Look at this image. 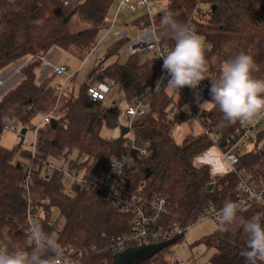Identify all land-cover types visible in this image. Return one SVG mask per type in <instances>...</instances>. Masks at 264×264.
I'll use <instances>...</instances> for the list:
<instances>
[{
  "label": "trees",
  "instance_id": "16d2710c",
  "mask_svg": "<svg viewBox=\"0 0 264 264\" xmlns=\"http://www.w3.org/2000/svg\"><path fill=\"white\" fill-rule=\"evenodd\" d=\"M115 0H83L75 13L64 22L72 8L62 7V0H0V77L9 66L28 58L11 85L1 90L0 134L11 121L26 129L34 128V117L52 109L57 100V88L52 86L54 74L40 79L36 69L37 59L52 50H61L79 58L94 45L98 32L108 23V12ZM195 0H166L176 19L187 24L194 18L197 34L203 39L208 61V76L219 74L222 62L241 51L252 55L260 70L254 73L264 79V0H202L207 14H194ZM162 11L155 15L158 26ZM75 18L86 27L71 32L70 21ZM205 19V20H204ZM204 20V21H203ZM193 22V21H192ZM171 45V39L162 38ZM121 45L125 41L119 42ZM108 51L100 63L114 55ZM229 51V53H227ZM7 72V71H6ZM159 75L149 53L138 52L129 56L125 64L113 63L100 73H89L90 82L108 78L114 87L123 92L127 100L143 96L153 86ZM203 101L210 100V81L205 79ZM55 126L41 127L35 138L34 157L31 151L19 146L6 150L0 146V246L23 245V229L26 226L25 209L20 196V183L28 167L37 169L43 161L57 160L64 150L75 151L85 158L84 165L94 175L108 173L110 157L122 151L124 138L104 140L102 127L116 126L118 109L113 104L91 103L86 87L74 94L60 97ZM151 114L134 123L135 137L146 144L149 155L143 160L130 159L128 193L147 201L163 196L169 202L166 224L180 228L194 224L209 207L218 211L226 200L234 201L238 193V178L233 174L210 178L206 165H193V160L210 148L204 136L188 137L177 145L170 136L174 120L169 119L172 98L165 90L149 95ZM59 106V107H58ZM169 116V117H168ZM223 114L218 108L201 110L199 123L211 134L223 137L232 135L237 123L222 126ZM264 129L257 134L253 147L239 157L238 169L251 181L264 182V148L261 146ZM20 152L28 163L15 161ZM210 190H207V188ZM31 208L34 214H43L42 224L46 232H54L46 226L51 208H56L63 225L56 238L62 244L69 259L76 260L79 252L95 248L98 253L78 259L75 264H113L114 254L106 250L111 240L130 230V215L122 214L101 197L77 191L68 196L56 176L48 179L32 173L29 182ZM264 217V198L242 209L240 215L251 218ZM247 236L243 230L224 233L218 230L204 237L201 243L213 249L211 264H244L241 252L246 249ZM166 249L141 264H168L161 256ZM162 253V254H161Z\"/></svg>",
  "mask_w": 264,
  "mask_h": 264
},
{
  "label": "built area",
  "instance_id": "2783aa9c",
  "mask_svg": "<svg viewBox=\"0 0 264 264\" xmlns=\"http://www.w3.org/2000/svg\"><path fill=\"white\" fill-rule=\"evenodd\" d=\"M156 1L117 0L113 19L108 20L106 27L108 34L112 33V31L118 26H132L138 28V34H136L131 40L127 38V31H117L113 35L120 41H125V49L130 56L138 52L149 53L151 60L159 72L157 80L154 82L153 86L145 92V95L127 100L126 109L123 115L128 123L126 128H128L127 134H129L130 137L125 140L122 151L117 155L110 157L107 174H92L91 170L84 165L85 158L83 156H79V158L76 159V162L70 161L73 154L72 151L67 149L64 150L56 160L61 166H55L49 161H43L37 169L28 167L25 170L24 177L20 183V196L26 215V226L23 229L24 240L26 238L27 229L31 223L35 222L43 227L42 219L32 212L29 192L31 175L33 172L38 171L39 176L42 178L48 179L49 177L56 176L60 180L62 187L65 189L68 196L74 195L77 191L93 194L96 197L103 198L106 203L113 206L120 213L131 216L129 223L130 230L111 240L106 247V250L110 253L115 255L127 249L166 242L173 239L178 234H182V238L179 241L182 242L181 248L184 247L189 226L180 228L175 224H166L164 222V219L169 213V202L167 198L156 196L152 200L147 201L139 196L131 195L127 191L130 174V159L134 158L140 161L147 158L149 155L147 145L140 142L133 132L134 123L151 114V103L148 99L149 95L156 94L161 90L170 93L169 96L171 98L174 95H181L183 97V104L188 106L191 117L198 122L201 114L200 103L203 102L204 90L202 82L197 89L184 87L180 92H174L164 85L167 83L169 77L167 76V73L162 71L163 60L160 58V54L165 47L170 45L162 42H160L159 45H156L151 41L150 36L147 35V33H149L155 26V15L152 14L151 5ZM82 2L83 0H62V7L73 9ZM198 12L203 15H206L208 12V10L202 8V0H195L194 14L196 15ZM120 16L125 20L126 24L118 25L116 23ZM187 25L192 31L197 33L194 22L189 21ZM105 38L106 37H104V40ZM104 40H102V42ZM205 48H207V46H205ZM99 50L100 45L95 44L90 48L86 55L85 60L90 62L88 72L96 70L97 73H100L104 68L103 65L100 66L101 62L97 58ZM91 56L95 57L93 61H90ZM37 59L40 61L41 65L49 66L48 62H46L43 57ZM51 72L62 80V85L59 87L58 91L59 94L63 92L65 84L72 83L75 79V74L70 73L65 66L52 65ZM162 77L164 84H161L157 89L156 84ZM83 83L86 85V96L88 100L91 103L97 104H103L106 100V96L111 92L112 87H114L108 78H104L103 81L91 83L87 76H85ZM0 84H2L1 81ZM169 114L173 119H182V114L177 105L172 108ZM56 116V106L43 115L41 123L34 128L35 138L37 131L41 127L49 125L50 121L54 120ZM7 129L11 132H17V124L14 121H11L7 126ZM202 129L203 135L211 143V151L213 150L218 157L217 162L220 165V174L222 176L233 174L238 178V193L234 201H242V209L247 208L252 203L261 202L264 198V182L261 181L255 183L251 181L247 174L238 169V164L239 157L241 156V149L245 148L246 150H249L252 148L257 134L264 129V119L244 123L238 121L234 133L229 137H223L221 134H211L208 130L204 128ZM34 145L35 139L32 143L31 149L32 158L34 157ZM261 146L264 148V138L262 139ZM250 196L252 199H249ZM218 211L209 207L199 216L195 223L211 218L217 224L216 213ZM46 226L53 228V233L60 231L57 228L56 222L54 223L49 220L47 221ZM98 251L92 247L86 252H79L76 260H69L72 264H75L78 259L96 254ZM171 256L173 258L171 264H185L178 260V255L173 257L172 254ZM198 257H200V252L192 254L194 260L198 259Z\"/></svg>",
  "mask_w": 264,
  "mask_h": 264
},
{
  "label": "clouds",
  "instance_id": "9594fccd",
  "mask_svg": "<svg viewBox=\"0 0 264 264\" xmlns=\"http://www.w3.org/2000/svg\"><path fill=\"white\" fill-rule=\"evenodd\" d=\"M147 35L156 45L162 38L173 41L161 51L162 71L169 78L164 84L162 77L156 84L157 89L161 84L174 92H180L184 87L197 89L202 81L208 79L211 99L200 103V108H218L223 114L222 126L264 119V79L254 76L260 67L252 55L241 51L225 59L219 74L209 77L203 39L187 24L176 19L170 8L162 9L158 26H154ZM242 203L226 200L216 213L217 228L224 233L242 229L247 236L246 249L241 252L244 264H264V217L257 214L245 218L240 215ZM0 264L72 262L55 235L33 222L27 229L23 245L0 246Z\"/></svg>",
  "mask_w": 264,
  "mask_h": 264
},
{
  "label": "rangeland",
  "instance_id": "374dc122",
  "mask_svg": "<svg viewBox=\"0 0 264 264\" xmlns=\"http://www.w3.org/2000/svg\"><path fill=\"white\" fill-rule=\"evenodd\" d=\"M156 1V0H154ZM166 0H158L154 2L151 5L152 9V14L156 15L164 9ZM116 4L117 0L114 1L112 6L110 7V10L108 12V20L113 19L114 12L116 9ZM207 5L202 3V8L207 10ZM194 22V18L192 17L191 19ZM205 20V19H204ZM203 20V21H204ZM116 23L118 25L121 24H126L125 20L121 18V16L117 19ZM86 26L78 22L75 18H73L69 25L68 29L71 32H76L84 29ZM107 27V24L106 26ZM120 31L124 32L127 31L128 35L127 38L129 40L133 39V37L138 34L139 30L136 27H126V26H118L115 28V30L112 31V33H107V28L102 29L98 32L96 36V40L94 42L95 44L100 45V50L99 53L97 54V58L100 62L106 57L108 51L112 48H115L117 45H119L120 40L114 37V33ZM104 37L105 40H104ZM102 40H104L102 42ZM89 52V51H88ZM86 52L83 57L79 58L77 56L71 55L67 52L61 51V50H52L49 52L46 56L43 58L45 59L46 62H48L49 66H43L40 65L39 68L36 69V76L37 78H41L45 75H51V67L52 65H57V66H65L70 73L75 74V79L73 80L72 83H67L64 86L63 92L59 94V87L62 85V80L59 79L58 77H54L52 79V86L54 88H57V100L55 102L54 107L56 106L57 110V105L60 102V97L63 95V93L67 94L70 92L72 89L74 94H77L79 89H82L83 87H86V85L83 83L85 76H87L90 72L89 67H90V62L85 60L86 55L88 54ZM229 53V51H227ZM129 54L125 49V44H120V47L116 49V52L114 55L107 57L104 60V63L102 64L104 67L109 66L113 63H118L119 65L125 64L126 61L129 58ZM94 56L90 57V61L94 60ZM149 58L150 55H149ZM85 60V61H84ZM27 62H29L28 58H25L21 60L20 62H17L11 66L8 67V69L5 71V73L0 77V81H2V84H0V95H1V90L11 86L17 79L18 73L17 70L24 66ZM92 72V71H91ZM88 73V75H87ZM90 80V78H88ZM117 90V91H116ZM168 95L170 93L167 92ZM1 99V97H0ZM173 103L169 106L168 108V113L171 112L172 108L177 105L179 106L180 112L182 114V119L179 121H175L174 119V124L170 128V136L172 140L177 144L181 145L182 142L187 139L188 137H199L203 135V129L199 122L192 118L188 106L186 104H183V97L181 95H174L172 96ZM115 105L116 108L118 109V117H117V122L116 126L113 128H107V127H102L100 131V136L104 140H117L120 138V132H119V127H126L127 126V120L125 119L123 113L126 109L127 105V99L125 98L124 94L122 91H120L117 87H112L111 92L106 96V100L103 103L104 108H109L111 105ZM60 106V103H59ZM58 106V107H59ZM210 107H203L200 108L201 110H208ZM50 110V109H49ZM48 110V111H49ZM47 111V112H48ZM46 112V113H47ZM44 113V114H46ZM44 114H37L34 119L31 122V126L33 128L37 127L42 120V117ZM170 115V114H169ZM169 117V116H168ZM169 119H172L169 117ZM22 129L20 125H17V132H11L7 128L0 134V146L6 150H12L15 147L18 146L19 144V138L18 134L19 131ZM130 137L129 134L124 135V139H128ZM35 139V134L34 130L29 128L24 136V141L23 145L20 147L21 150H29L31 151L32 149V143ZM210 142V141H209ZM246 151L245 148L241 149L240 153L243 154ZM72 157L70 158V161L76 162V159L79 158V155L75 152L72 151ZM15 161H21L24 163H28L23 157H21L20 152L16 154L15 156ZM218 157L216 153L212 150L211 151V143H210V148L208 151L205 153L201 154L199 157L195 158L193 160V165L200 166V165H206L208 167L209 175L210 178L214 177H223L220 174V165L218 164ZM50 163H52L55 166H61L59 162L56 160H50ZM215 175V176H213ZM57 178V177H56ZM39 218L42 219L43 214L41 213V210L38 211ZM50 221L56 222L57 223V228L60 230V228L63 225V219L61 218L58 210L56 208H51V215H50ZM217 224L211 219H206L201 222H197L194 224H191L189 226V230L187 232L186 238H185V245L184 247L181 248V241L176 242L175 244L169 246L166 248V250L163 252L161 256L168 262V264L172 263V254L173 257H176L178 255V260L184 262L185 264H211L210 263V258L212 257V254L214 253L213 249H207L202 243L201 240L213 234V232L216 230ZM56 237L57 233H53ZM200 252V257L198 259L194 260L192 258V254ZM72 260V259H71Z\"/></svg>",
  "mask_w": 264,
  "mask_h": 264
},
{
  "label": "water",
  "instance_id": "95a60500",
  "mask_svg": "<svg viewBox=\"0 0 264 264\" xmlns=\"http://www.w3.org/2000/svg\"><path fill=\"white\" fill-rule=\"evenodd\" d=\"M75 11L76 8H73L64 18V22H66L75 13ZM49 125L51 128H54L55 121L51 120ZM119 132H120L119 135L120 138H123L124 135L128 133V128L119 127ZM25 134H26V129L22 128L18 134L19 147L23 145ZM210 188L211 187L207 188V190H210ZM181 238H182V234H178L173 239L166 242L127 249L113 256V264H141L145 261L150 260L152 257H154L157 253H159L163 249H166L169 246L175 244Z\"/></svg>",
  "mask_w": 264,
  "mask_h": 264
},
{
  "label": "crops",
  "instance_id": "0c3cea01",
  "mask_svg": "<svg viewBox=\"0 0 264 264\" xmlns=\"http://www.w3.org/2000/svg\"><path fill=\"white\" fill-rule=\"evenodd\" d=\"M2 82V81H1ZM0 97H1V95H0Z\"/></svg>",
  "mask_w": 264,
  "mask_h": 264
}]
</instances>
